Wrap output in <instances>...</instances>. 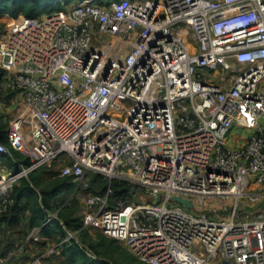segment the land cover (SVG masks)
<instances>
[{
    "label": "built area",
    "instance_id": "obj_1",
    "mask_svg": "<svg viewBox=\"0 0 264 264\" xmlns=\"http://www.w3.org/2000/svg\"><path fill=\"white\" fill-rule=\"evenodd\" d=\"M3 15L0 68L17 94L0 154L18 167L0 159V215L19 179L55 161L75 189L88 172L106 179L82 199L79 226L25 264L69 240L83 248L84 227L145 264H264V0H77ZM241 200L256 214L236 219ZM41 240L34 226L26 241Z\"/></svg>",
    "mask_w": 264,
    "mask_h": 264
},
{
    "label": "trees",
    "instance_id": "obj_2",
    "mask_svg": "<svg viewBox=\"0 0 264 264\" xmlns=\"http://www.w3.org/2000/svg\"><path fill=\"white\" fill-rule=\"evenodd\" d=\"M77 0H74V2ZM73 0H0V17L4 13L11 16L23 14L30 17L40 16L42 13L52 12L63 9ZM2 23L0 22V33ZM5 71L0 68V101L10 103L16 96L15 90L4 87ZM4 113L0 112V139L6 142L5 127L7 122L4 120ZM16 157L17 152L13 151ZM0 159L6 162L10 168L15 169L18 163L12 162L11 158L5 154H0ZM56 162V161H55ZM39 167L29 173L28 177H22L13 185L10 197L13 201L8 205L5 212L0 215V256H7L21 246L22 251H17L16 260L25 264L28 259L35 254L42 252L47 245L58 242L66 234V229H73L79 226V216L73 212L77 209L78 200L66 202V195L75 184L68 176H60L59 169L64 161L56 169L53 167ZM15 163V164H13ZM25 163V162H23ZM87 186L82 189V193H102L106 186V179L100 174L88 172ZM116 188L115 194L124 196L126 191L118 189V181H112ZM59 204L56 218L46 221L48 212L53 211ZM34 226H40L41 243L40 249L31 255L23 253L26 249L25 237ZM99 235L104 241L109 239L110 243L116 241L114 238L104 236L100 231ZM85 242L92 248L97 257L89 256L84 248L80 247L74 240L63 242L60 245L58 254H50L43 259L42 264H137L127 259H121L112 255L106 248L97 249L92 239L87 233L84 235ZM35 241L31 242L34 243ZM35 242L34 244H36Z\"/></svg>",
    "mask_w": 264,
    "mask_h": 264
},
{
    "label": "rangeland",
    "instance_id": "obj_3",
    "mask_svg": "<svg viewBox=\"0 0 264 264\" xmlns=\"http://www.w3.org/2000/svg\"><path fill=\"white\" fill-rule=\"evenodd\" d=\"M74 3V0L73 2L69 3V5L73 4ZM65 8V6L63 7ZM183 26V28L185 29V32L187 33V39L189 41H192V38H191V30L189 29V27H187V25L185 24H181ZM104 39V38H103ZM102 39V40H103ZM101 40V41H102ZM105 41H106V38H105ZM5 87V86H4ZM15 107H16V100H15V97L10 101V103H6V102H2L0 101V112L4 113V120L7 122L8 118L11 117L14 113V110H15ZM241 132L243 133H247L245 131V129L243 128H240ZM235 135V137L237 136L236 133H233ZM241 142V141H240ZM237 140L234 141L233 137H231V142H229V144L231 146H234L238 143ZM16 160H18L19 162L23 163L26 161V158L24 156H22L20 153L17 152L16 154ZM2 163L6 164L8 168L9 165L4 162L3 160L1 161ZM13 162V161H12ZM17 163V162H16ZM62 163V161H56L53 165L54 168H58L60 166V164ZM15 164V163H13ZM38 170V169H37ZM88 179V178H87ZM87 186V181L86 183H82L81 185H79L77 187V189H75V185L71 187L70 189V192L66 195V202H69L70 200H78V204H77V209L74 210L73 214L74 215H77L79 216L80 214V210H81V207H82V204H83V198L86 194L89 193V191H86L85 194L82 193V189H85V187ZM261 188L264 190V183L262 184ZM72 196L70 199L69 196ZM68 199V200H67ZM178 202L171 199L169 201V204L170 205H176ZM206 203H208L207 201L205 202V205H204V211L207 212V205ZM240 204H244L245 207H243V210L242 211H237V218L236 219H245V218H249V217H252L254 214H256V205H251V204H248L246 203L245 200H241L239 202ZM214 206H217L218 208H222L223 207V204H226L228 206V210L227 211H219L217 214H216V217L217 215L221 216V217H225L226 215L229 214V211H230V208L231 206L229 205V203H225V202H214L212 203ZM58 206H60V208L62 207V204H59ZM87 233L89 239H92V241L94 242L95 244V247L97 249H102V248H106V245H109L108 246V251H111L112 252V255H116L117 257L121 258V259H127V260H130L132 261L133 263H137V264H145L141 261H139L137 259V257L135 255H133L131 253V251L127 248V246L124 244L123 241H118L116 240L115 242L113 243H110L109 242V239H105L104 241H102L103 239H101L102 237L99 235V231L96 230V229H93L91 227H84L81 229L80 231V234L78 236V241L82 244L83 248L84 246L89 250V252H91V254H93L94 257H97V254L93 252L92 248H90L87 243L85 242L86 238H84L83 234L85 235ZM25 240H26V237H25ZM33 241H26V249H24L23 253H25L26 255L30 253V255L40 249L39 247V243H41L42 241L40 242H37L36 244L34 243H31ZM21 247V246H20ZM92 256V255H91Z\"/></svg>",
    "mask_w": 264,
    "mask_h": 264
},
{
    "label": "water",
    "instance_id": "obj_4",
    "mask_svg": "<svg viewBox=\"0 0 264 264\" xmlns=\"http://www.w3.org/2000/svg\"><path fill=\"white\" fill-rule=\"evenodd\" d=\"M172 199L181 203V204L186 205L188 208H192V206H193L192 201L190 199L182 198V197L176 196V195H173ZM222 263L223 264H230L227 260H223Z\"/></svg>",
    "mask_w": 264,
    "mask_h": 264
},
{
    "label": "crops",
    "instance_id": "obj_5",
    "mask_svg": "<svg viewBox=\"0 0 264 264\" xmlns=\"http://www.w3.org/2000/svg\"><path fill=\"white\" fill-rule=\"evenodd\" d=\"M5 18V15H2L1 17H0V22H2V20ZM17 251H22V248L20 247V246H18V248H17V250H15V251H13V252H11V253H9L7 256H8V258H9V260H8V264H18V263H20V262H18L17 260H16V257H17ZM7 256H5V257H7Z\"/></svg>",
    "mask_w": 264,
    "mask_h": 264
}]
</instances>
